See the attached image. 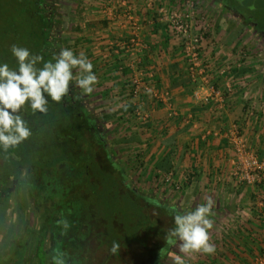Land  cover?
Here are the masks:
<instances>
[{"label":"crops","instance_id":"obj_1","mask_svg":"<svg viewBox=\"0 0 264 264\" xmlns=\"http://www.w3.org/2000/svg\"><path fill=\"white\" fill-rule=\"evenodd\" d=\"M127 3L134 20L127 18L122 0H84L80 6L79 46L89 47L98 76L97 90L106 89L103 85L108 84L105 91L112 96L107 98L119 103L122 115L129 119L136 106L144 110L146 115L140 121L145 149L155 143L156 165L171 153V172L186 180L178 206L191 210L209 196L215 201L210 242L216 251L205 253L203 264H263L264 224L256 218V211L260 213L257 202L264 196V181L251 186L236 173L233 134L238 128V134L264 160V53H245V60L240 59L235 47L241 41L232 39L236 25L222 18L215 25L221 32L216 42L203 40L209 83L194 81L182 44L167 20L181 7V1ZM219 5L229 12L228 6ZM134 34L140 46L128 50L122 42ZM137 58L142 61L138 76L150 91L136 92L132 83ZM198 85L204 93L214 89L222 96L213 95L208 102L196 100L193 92ZM154 90L167 95L176 115L170 116L168 107L157 103Z\"/></svg>","mask_w":264,"mask_h":264},{"label":"rangeland","instance_id":"obj_2","mask_svg":"<svg viewBox=\"0 0 264 264\" xmlns=\"http://www.w3.org/2000/svg\"><path fill=\"white\" fill-rule=\"evenodd\" d=\"M34 1L37 2L38 0ZM180 1L181 7L179 8H186L187 0ZM192 1L195 7L192 30L194 34L201 37V50L204 65L206 62L203 55V40L209 38L213 43L216 42L215 37H218V34L221 32L215 25L217 22H220L222 18H226L230 23L233 21L236 25L232 31V39L235 41L236 38L237 41L239 39L241 41L237 47H235L236 55L240 56V59L245 60V58L242 57L246 56L245 53H247V55H250V53L254 51L257 53H264V40L262 39V37H264V0H227L229 2L227 6L230 8L226 9L229 11L228 13L227 11L221 10L219 7L221 3L218 0ZM30 2L31 0H0V45L4 47L1 49V52L4 51L3 55L7 56L6 62L13 67L16 66V58L11 53V46L16 44L26 47V38L29 37L27 35H29V31L32 30L30 29L32 21L24 23L26 15H24L22 11L31 8L32 3ZM83 2L84 0H48V4L54 6V11L52 12L54 14L51 15L54 18V27L49 36V40L53 44H51V47L49 45V49L51 50L49 59H52L53 55L58 53L60 49L71 48L76 54L84 53L92 61L91 57L88 55L90 54L89 47L79 46L81 40L78 37L80 27L77 24H79L82 18L83 12L80 6ZM236 10L240 11L243 15L250 14L248 15L250 18L248 19L251 20V22L243 19ZM222 13H226L224 17L221 16ZM20 14H22V16H20ZM32 25H34V27L37 26L36 23ZM10 30L21 31L24 36L20 35L18 38H12V36L6 34V32H10ZM5 34L7 36L6 38H4ZM32 45H28L27 47L33 52L34 48ZM261 65H264L263 60H261ZM74 74L78 75V70H74ZM73 84L75 83L73 82ZM97 86L98 84L94 86V91L91 94H86L82 89L77 87L82 96H84L85 103L89 105L91 111L97 114L96 117L100 121H104L106 127L104 134L110 148L111 162L118 164L121 169L119 170L116 166H109L108 172L110 173L107 172L93 177L97 195H94L92 190L86 192L85 188L88 187H83L82 200H84V202L93 200L95 204L92 205L89 212L87 211L84 214L82 221L86 222L90 217L93 220V229L97 232L96 238L100 241L105 240L104 238L107 239L103 234L105 235V228H108V221H110V218L113 216L111 209L108 208L111 202L116 203L117 201L116 207H118V210L116 216L113 218L116 229L114 231L116 234H121L119 235V239H121L122 242L125 241L122 244L134 243V240L145 241L148 235H152L158 242V256L154 264H173L172 257L175 254L184 256L187 264H203L204 257H207L205 253H180L179 244L169 246L165 240L167 232L174 227L173 217L168 210V205L172 202L178 203V197L180 194H183L185 190L183 187L184 183L182 182H186V180L178 179L176 173H172L171 171L164 172L157 169L156 158L153 154L155 143H151L152 145H150L151 147L148 149H145V144H143V130H141L143 126L140 120L142 119L141 116L144 117L146 115L144 110L136 106L135 110L133 109V111H130L131 118L125 117L121 113L122 106H120L119 103L113 102L110 98H107L112 96L108 94V91H105L108 84L103 85L106 89H101L102 91H98ZM160 104L161 103H159V105ZM137 110H140V115L137 113ZM74 141L80 142L82 139L78 138L74 139ZM76 170L79 169L76 168ZM122 173L124 175L120 177ZM113 174H115L114 177L117 179H124L123 177H125L126 182L135 191L137 196L135 198L141 202L142 206L146 204L147 209H149V211L146 212L149 213L150 216L153 218L156 217L155 219L163 222L167 218L172 219V225L167 227L168 230L165 231L162 236H159L160 233L156 231L157 229H152L150 219L146 218V221L143 218L141 219L139 216V208L136 210L134 206L131 207L128 199L125 198V203H123V197H120L124 193L122 189L117 190L115 187L117 191V194H115L117 197L116 199L105 198L107 195L112 194V190H110V185H108L109 190H107L108 188L106 184H104L103 178L113 183V181L110 180L114 179ZM50 177L53 178V176ZM72 178H74L75 181L79 179L77 176H73ZM55 179L59 185L58 188H62L63 185L58 175ZM69 187L70 185H65L64 191H67ZM126 193H129V191ZM71 195L73 196L75 193L73 194L72 192ZM96 197L101 198V200L103 199L102 203L101 200L97 201ZM22 198L21 194H19L18 197L12 195L4 215H2L4 207H0V264H40L42 259H44L43 264H65L66 258L62 255H58L55 250L53 237L47 231L48 220H45L49 217L50 208L52 206L50 205L51 203L39 208L37 206L35 210H31L30 200L25 199L26 202L23 201ZM59 198L63 201H61L62 204H66L65 200L68 198V194H62ZM144 199L147 200L146 203H144ZM8 200L9 199H7V201ZM71 200H73V203L69 205H73L75 209L82 205V203L80 204L77 200ZM104 201L106 202L105 205ZM126 203H128L127 209L124 207ZM85 204L87 205V203ZM66 210L68 212V209ZM110 214L112 216H110ZM134 222H136L137 225L134 224ZM138 226H145V228H140ZM99 240L97 242H99ZM47 248L49 249L46 250ZM82 258L84 261L86 260V257Z\"/></svg>","mask_w":264,"mask_h":264},{"label":"flooded vegetation","instance_id":"obj_3","mask_svg":"<svg viewBox=\"0 0 264 264\" xmlns=\"http://www.w3.org/2000/svg\"><path fill=\"white\" fill-rule=\"evenodd\" d=\"M218 1L222 4V6L225 7H227V5L229 4L227 0H218ZM41 2L42 3L40 5L46 10L45 12L46 15L48 16L53 15L54 13L52 12L54 11L53 9L54 6L49 5L48 0H41ZM236 11L243 19L251 22V20L248 19L250 18V16H248L250 14L243 15L242 13H240V11L238 10ZM50 17L53 19V16ZM51 31L49 32L50 34ZM83 97L84 96H82V94L79 92L78 87L75 86V84H73L70 87V92L68 96L64 97L61 101L67 100L69 102V106L72 105H75L74 107H77L78 105H80L81 107L83 106L86 115L85 121L93 124L92 128H89L88 127L89 125H85L86 129L79 131L77 135L73 137V141L74 139H78V138L82 139V141L76 142V144L80 145L82 149L90 148L92 154L94 155L93 160H91L90 164L82 165L83 168L81 166L78 167L79 170H76L74 168L71 169L65 168L63 164H59L56 165L55 167H50V168L42 166L43 168H41L40 165H38L35 161L31 162V160H29L27 163L21 165L20 168L15 170L14 173L9 172L10 174H4L2 171L0 176V207H4L2 210V215H4V212L7 210L8 203H10V198H12V195L18 197V195L21 194V196L23 197L22 198L23 201L30 200L29 202L31 204L30 205L31 210H35L37 206L39 208L45 206L46 204L48 205V203H51L50 205L52 206L50 208L49 217L45 220V221L48 220L47 231L53 237V240L55 242L54 243L55 250L58 253V255H62L66 258L65 264H90V262L87 260L90 259L92 251H94L97 248V246L100 245L101 243H107V242L110 243L111 239L109 234L110 232H114V230H116L114 226L115 222H113V218L116 216V212L118 210L117 209L118 207H116V205L114 206L110 205L108 208L111 209L113 216L110 214V216L112 217L110 218V221H108L109 222L107 226L108 228H105L106 231L104 232L105 235L103 234V236L107 237V239L104 238L105 240L103 241H100L99 239L96 238L97 232L93 229V225H92L93 220L90 217L89 220H87L86 222L82 221V217L84 216V214L87 211L89 212L90 209L92 208V205L95 204L93 200L88 202H84V200H82L83 199L82 191H84L83 187H88L85 188L86 192L92 190V193L94 195L95 194L97 195V191L93 183V177H97L98 175L107 173L109 166H113V167L116 166L119 170L121 169L118 164L111 162V158H110L111 152L108 143L106 142V138H105L106 136L104 134L106 131L104 121H100L96 117L97 114L91 111L89 105L85 103V99ZM82 113L84 112L82 111L80 113L79 111H76V114L78 116L77 119L79 123H82L84 121V117L82 116L83 115ZM95 139L97 140L93 142ZM88 143H90V147H87ZM74 173L77 174V177H79V179H77L76 181L71 177ZM57 175L63 186L70 185L67 191H64V188L62 190L61 187L58 188L59 185L57 183V180L55 179ZM123 175L124 174L122 173L120 177H122ZM50 176H53V178H51ZM114 176L115 174H113V177ZM123 178L124 179H117L114 177V179H112L113 183L111 181L106 180V178H103V182L104 184H106V187L108 188L107 190H109L108 185H110L111 188L110 190H112L111 191L112 194L107 195V197L105 198L116 199L117 197L115 194H117V191L115 190V187L117 188V190L122 189L124 193L120 197H123L122 198L123 203H125L124 198L128 199L129 203L133 204L134 206H138L137 208H139V214L141 216V219L143 218L145 220V217L147 215L148 217L146 218L150 219L149 218L150 215L149 213H147L149 209H147L146 204L142 206L141 202L135 198L137 196L133 188L126 182L125 177ZM126 190H128L129 193H126L128 192ZM72 192L73 194L75 193V195L72 196L71 195ZM62 194L65 195L68 194V198H66L65 200L66 204L65 203L62 204L63 201L61 200V198H59V196L61 197ZM7 199L9 200L7 201ZM71 199L77 200L80 204L82 203V205L75 209L73 205L71 206L69 205L70 203H73V200ZM96 199L97 201L101 200V198L99 197H96ZM102 201L103 199L101 200V203ZM146 202L147 200L144 199V203ZM85 203H87V205ZM113 203L117 204V201L116 203L115 202ZM104 205H105V201H104ZM66 209H68V212ZM152 220L153 219H151L150 222L151 224H152ZM159 223L160 224L158 225L156 224L155 229H157L156 231H159L160 233L159 236H162L164 232L167 231L168 229L164 227V231H162L163 222L159 221ZM65 224H67V227H65ZM134 224H136V222H134ZM139 227L145 228L144 226H139ZM119 235L121 234L117 233L118 239H119ZM118 239L117 241H120L119 243H123L121 239L119 240ZM98 240L99 242H97ZM136 242L138 241L134 240V243ZM155 243H156V257L153 261V264L155 263L156 258L158 256V252H157L158 242L156 239H155ZM42 249L44 250L43 247ZM48 249L49 248H47L46 250ZM81 255L82 257H86L85 261L83 260ZM43 263H44V259H42L40 264Z\"/></svg>","mask_w":264,"mask_h":264},{"label":"clouds","instance_id":"obj_4","mask_svg":"<svg viewBox=\"0 0 264 264\" xmlns=\"http://www.w3.org/2000/svg\"><path fill=\"white\" fill-rule=\"evenodd\" d=\"M11 53L16 58V67L0 62V148L5 150L32 135L23 114L26 107L34 114L46 113L49 100L60 102L68 96L73 82L86 94H91L98 83L91 60L71 48H62L47 60L28 47L16 44L11 46ZM74 70H78V75ZM214 204L211 196L191 210L170 203L168 210L174 227L166 234L167 245L179 244L180 253H215L216 245L210 242ZM119 250V241H112L110 251L115 254ZM172 259L173 264H187L180 254L173 255Z\"/></svg>","mask_w":264,"mask_h":264},{"label":"trees","instance_id":"obj_5","mask_svg":"<svg viewBox=\"0 0 264 264\" xmlns=\"http://www.w3.org/2000/svg\"><path fill=\"white\" fill-rule=\"evenodd\" d=\"M30 3H32L31 8L22 10L23 14L26 15L24 23L32 21L30 27L32 30L29 31V35H27L29 37L26 38L25 44H27L26 47L33 44V53L40 54L47 60L51 52L49 45L51 47V44H53L49 40V32L54 27V18L52 19L50 17L51 15H46V10L40 5L42 3L41 0L37 2L31 0ZM20 16H22V14H20ZM35 23L37 26L34 27L32 24ZM6 34L12 36V38H18L20 35L24 36L21 31L16 30H10V32L8 31ZM6 34L4 38L7 37ZM3 48L4 47L0 45V62H6L7 60V56L3 55L4 51L1 52ZM74 106L75 105L69 106L67 100L60 102L49 100L47 105L48 111L46 113L36 112L35 114L30 107H26L23 114L28 126L32 130V135L15 147L6 150L0 148V176L2 171L4 174L14 173L15 170L29 160H31V162L35 161L41 168H43L42 166L50 168L63 164L65 168L76 169L80 166L83 168L82 165L90 164L94 156L90 148L82 149L80 145L73 141V137H75L79 131L86 129L85 125H89L88 127L92 128L93 124L85 121L86 115L83 106ZM76 111L80 113L82 111L84 112L82 113L84 117L82 123L78 122ZM96 140L97 139L93 142ZM87 147H90V143L87 144ZM170 155L171 153L166 154V156L158 162L156 166L157 169L164 172L172 170L173 166ZM73 176H77V174L74 173L71 177ZM63 188H65V186H63L61 190ZM126 204L125 209L128 207V203ZM111 205L114 206L116 204L111 202ZM129 205L131 207L134 206L131 203H129ZM134 207L136 210L138 209V206ZM258 211L259 210L256 211V218L259 220L260 213ZM151 217L152 216H149L150 220L153 219L151 224L153 229L156 224L158 225L161 222L159 223V220ZM171 220V218H167L164 222L162 221V231H164V227L167 229V227L172 225ZM109 236L111 239L110 243H101L92 251L90 259L87 260L90 264H153L156 257V243L152 235H148L146 241L125 243V245L120 243V250L115 254H113L110 249L112 241H117L118 236L115 231L110 232Z\"/></svg>","mask_w":264,"mask_h":264},{"label":"built area","instance_id":"obj_6","mask_svg":"<svg viewBox=\"0 0 264 264\" xmlns=\"http://www.w3.org/2000/svg\"><path fill=\"white\" fill-rule=\"evenodd\" d=\"M122 2H124L125 6L127 7V18L134 20V13L131 12V7L127 3V0H122ZM186 3V8H178L177 10L172 11L167 16V20L170 23L174 34L181 41L184 57L188 63V72L192 80H202L204 83H209L206 74L207 68L204 65V60L202 58L201 37L197 34H194L192 30L194 17L193 14L195 11L194 2L192 0H187ZM122 44L127 46L126 49L128 50H131V48H139L140 46L137 34H134L131 38L122 42ZM133 67L137 74L136 77L134 76L132 82L136 92L144 91L145 89L150 90V86L143 81L142 76H138V74H142V61L139 58L135 60ZM150 75L153 76L151 73ZM199 85L193 92V96L196 100L208 102L213 95H217L218 97L222 96L220 91H216L214 89H211L212 93H204L202 86ZM152 95L157 103H161L168 107L170 116L177 114V109L170 104L165 93L154 90L152 91ZM137 113L140 115V110H137ZM233 144L235 146L236 154V173L239 175L242 181H245L251 186H257V184L262 183L264 181V160L260 159L256 151L250 148L246 140H244L242 136L238 134V128L235 129L233 134ZM257 205L260 208L259 221L264 224V196L261 197L259 202H257ZM261 261L264 264V253L261 257Z\"/></svg>","mask_w":264,"mask_h":264}]
</instances>
